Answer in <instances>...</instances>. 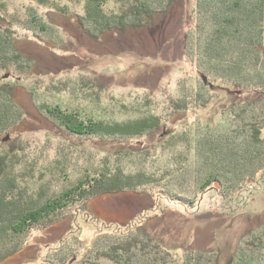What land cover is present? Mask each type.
I'll list each match as a JSON object with an SVG mask.
<instances>
[{"label": "rangeland", "instance_id": "obj_1", "mask_svg": "<svg viewBox=\"0 0 264 264\" xmlns=\"http://www.w3.org/2000/svg\"><path fill=\"white\" fill-rule=\"evenodd\" d=\"M120 1L107 0L100 11L115 15ZM195 1L174 0L153 27L95 41L81 25L83 0H0V38L14 50L7 54V70H0V85L15 87V103L25 114L0 136V158H10L5 167L13 168L18 187L41 188L51 198L98 168L117 165L125 174L161 178L142 189L149 195L125 192L90 200L86 208L69 206L51 228L29 231L22 251L1 264H81L99 236L103 248L147 218L148 232L176 264L190 251L214 253V264H231L239 249H248L250 234L264 237V174L228 198L212 189L197 192L188 174L162 176L194 168L196 136L204 126L227 129L238 110L233 105L250 98L219 82L208 85L207 78L204 83L185 55V37L197 22ZM178 99L186 100L185 110H173ZM43 104L83 122L134 123L154 116L171 133L123 141L75 136L46 118ZM253 255L264 261V248Z\"/></svg>", "mask_w": 264, "mask_h": 264}, {"label": "trees", "instance_id": "obj_2", "mask_svg": "<svg viewBox=\"0 0 264 264\" xmlns=\"http://www.w3.org/2000/svg\"><path fill=\"white\" fill-rule=\"evenodd\" d=\"M83 1L81 25L85 34L95 41L107 34L125 35L153 27L156 17H166L174 2L126 0L123 4L119 0L122 3L120 11L108 16L100 11L107 0ZM195 14L196 27L185 37V55L195 64L202 78L210 80L208 85L219 82L246 92L250 98L240 105H233L238 110L232 113L233 121L227 129L204 126L193 141L194 168L165 170L162 176L188 174L194 179L197 192L212 189L228 198L264 174V0H196ZM3 40L0 38V55L6 58L0 57V70H7V57L14 50H9L10 45ZM17 58L23 60L20 55ZM14 95L15 87L9 86L8 82L0 85V136L12 132L25 116L15 103ZM185 102V99L173 101V110H185ZM40 111L75 136L123 141L158 132L162 135L171 133L164 131L165 125L154 116L134 123L107 124L83 122L76 116L66 115L59 107L47 104H43ZM7 158L6 155L0 158V264L22 251L29 231L51 228L64 218L69 206L79 203L80 207L86 208L88 201L102 196L146 193L142 191L146 185L159 183L161 179L142 172L125 174L120 166L105 167L106 163H103L105 168L85 175L63 194L47 198L41 188L32 192L18 187L19 182L11 175L13 168H6L11 166V160ZM148 220L130 227L103 248L98 246L103 235L99 236L81 264H97L99 260L110 264H176L173 255L148 232ZM250 235L244 242L248 249H239L231 264H264L263 259L253 255L264 248V237ZM215 255L185 252L183 264H214Z\"/></svg>", "mask_w": 264, "mask_h": 264}, {"label": "water", "instance_id": "obj_3", "mask_svg": "<svg viewBox=\"0 0 264 264\" xmlns=\"http://www.w3.org/2000/svg\"><path fill=\"white\" fill-rule=\"evenodd\" d=\"M204 83L206 82V79L203 77Z\"/></svg>", "mask_w": 264, "mask_h": 264}]
</instances>
